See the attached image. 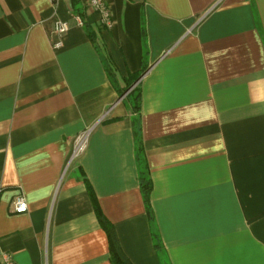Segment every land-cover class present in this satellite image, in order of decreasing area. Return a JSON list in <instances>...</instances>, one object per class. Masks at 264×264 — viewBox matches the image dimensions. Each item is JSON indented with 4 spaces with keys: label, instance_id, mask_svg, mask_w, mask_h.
Returning <instances> with one entry per match:
<instances>
[{
    "label": "crops",
    "instance_id": "1",
    "mask_svg": "<svg viewBox=\"0 0 264 264\" xmlns=\"http://www.w3.org/2000/svg\"><path fill=\"white\" fill-rule=\"evenodd\" d=\"M101 1L109 26L84 15L96 48L71 0H0V251L16 264H111L87 182L131 264H264V0ZM105 57L120 86L148 67L152 225ZM18 194L26 213L13 212Z\"/></svg>",
    "mask_w": 264,
    "mask_h": 264
},
{
    "label": "trees",
    "instance_id": "2",
    "mask_svg": "<svg viewBox=\"0 0 264 264\" xmlns=\"http://www.w3.org/2000/svg\"><path fill=\"white\" fill-rule=\"evenodd\" d=\"M73 6L74 15L79 17L83 22V28L89 40L98 48L96 45L95 33L84 23V15L87 10L85 5L82 4L80 0H71ZM105 61V72L107 78L113 88L116 90L119 97L122 98L124 106L127 111L131 114V131L134 142V154L135 162L137 166V180L139 185V191L143 200L145 207V212L150 224H153V214L150 206V194L152 191V182L149 176L148 166L145 159V153L142 146L141 135H140V79L147 70V65H143L141 69L136 72L129 74L125 79H123V86L119 85V81L116 77L115 67L111 59L108 57L104 58ZM86 187L90 194L91 200L95 207V214L101 228L105 231L110 250V263L111 264H131L127 258L122 253L119 244L117 242L116 234L113 226L104 218V216L96 209L95 199L92 195L91 189L86 182ZM153 240L155 242V247L160 248V240L156 234L153 233Z\"/></svg>",
    "mask_w": 264,
    "mask_h": 264
},
{
    "label": "built area",
    "instance_id": "3",
    "mask_svg": "<svg viewBox=\"0 0 264 264\" xmlns=\"http://www.w3.org/2000/svg\"><path fill=\"white\" fill-rule=\"evenodd\" d=\"M88 11L96 13L101 17V21L109 26V11L101 0H80ZM77 24L81 25V20L76 18ZM53 30L57 35H62L68 30V24L66 22L56 20L53 25ZM54 48H60L61 43L57 42L53 45ZM87 142V134H81L75 138V145L73 149V156H79L85 149ZM28 210L27 203L22 194H18L13 200V212L15 214H23ZM0 264H16L9 255L0 251Z\"/></svg>",
    "mask_w": 264,
    "mask_h": 264
}]
</instances>
